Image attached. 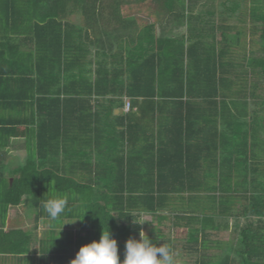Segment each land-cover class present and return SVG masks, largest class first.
Returning a JSON list of instances; mask_svg holds the SVG:
<instances>
[{
  "label": "trees",
  "instance_id": "1",
  "mask_svg": "<svg viewBox=\"0 0 264 264\" xmlns=\"http://www.w3.org/2000/svg\"><path fill=\"white\" fill-rule=\"evenodd\" d=\"M227 1L229 5L226 0L220 1V5L227 10L228 17L238 11L237 24L216 22L213 10L216 0H152L167 8L177 6L179 11L173 16L179 24L185 26V30L175 37L157 36L154 25L149 24L141 36L142 39L146 36L145 45L139 41L136 46L132 44L130 47L120 44L117 52L111 55V63L107 61V51L112 49L99 39L101 42L95 54L101 59L94 63L92 80L81 79L86 70H76L77 58H85L89 54L88 45L95 43L94 39L89 38L85 27L70 22V17L64 14L63 17L42 15L36 19L45 24H58L59 43L55 49V58L45 60L36 56L29 70L19 72L21 76L37 72L33 81L35 87L41 85L38 75H50L53 84L63 93L66 92L68 80L77 82L81 79L87 81L89 95L98 91H112L130 99L139 98L142 104L150 107V113L160 111L162 108L158 106L162 104H170L173 112L169 115H176L181 130L209 119L210 122L222 123L232 136L227 140L224 132L213 128L214 133L206 146L210 158L206 160L192 158L190 149L193 145L190 144L181 152V166L188 167L195 159L202 170L203 174L195 172V176L187 174L188 171L184 173V170L178 173L170 170L166 173L163 168L171 166L168 159L158 158L160 153L154 152L158 159H149L150 172L144 179L145 189L137 192L125 190L128 188V184L124 186L125 182L128 183L127 175L104 176L105 180L110 177L116 181L117 186L109 187L108 191L92 192L90 183L59 174L54 168L41 170L34 161L27 160L16 169L12 182L6 183L1 193V203L15 206L23 196L41 194L44 199L40 202L39 214L47 216L43 202L55 196H67L68 208L57 220H51L52 226L57 225L62 218L77 219L79 225L74 232L63 229L57 234L49 230L52 235L40 248L42 255L39 264H70L81 246L93 240L99 241L102 230H109L114 238L126 237L129 234L127 223L134 213L156 214L164 218L159 215L161 210L172 206L173 201L183 202L190 198L193 195L189 192L202 189L203 184L210 188L216 207L221 204L220 209L222 204H232L234 201V185L247 187L249 194L244 196L245 219L242 225L237 226V244L235 242L221 255L199 257L195 264H264V145L261 143L264 140L258 135V130L264 133V2L250 0L252 3L249 7L248 0H241L240 7L236 0ZM11 18L7 15L0 17V21L8 23ZM81 18L88 21L85 23L88 25L94 17L85 15ZM104 18L105 22L110 19L122 22L123 19L120 14ZM9 31H6L7 34H12V30ZM3 42L1 39L0 50L5 48ZM112 75L114 78L110 79ZM60 80H63L61 86ZM104 81L111 88L104 85L105 90H99ZM249 103L259 104L262 107L261 115H257L256 110L253 114L248 112ZM55 118L60 119L59 122L63 121V111L56 113ZM202 125L199 126V133L202 132ZM240 126L242 132H238V136H243L242 141L236 139L234 134ZM249 135L251 140L247 141ZM200 136V140H203L204 135ZM224 139L227 143L223 142ZM58 142L51 148L54 150V158L63 155V142ZM257 148L260 151L257 152ZM37 152L42 159V152ZM202 164H208V171L203 169ZM88 165L94 169L91 161H88ZM172 218L175 221L187 218L200 223V232L203 230V219L196 216L175 214ZM175 221L173 226L177 227ZM211 225L212 230L219 229L217 224ZM188 230L181 244L186 251L197 252L194 247L198 244L195 237L199 229L190 226ZM29 242L30 234L27 231L0 229L1 254L26 255ZM120 259L122 261L124 255H120Z\"/></svg>",
  "mask_w": 264,
  "mask_h": 264
},
{
  "label": "crops",
  "instance_id": "2",
  "mask_svg": "<svg viewBox=\"0 0 264 264\" xmlns=\"http://www.w3.org/2000/svg\"><path fill=\"white\" fill-rule=\"evenodd\" d=\"M220 1L224 0H216V3L220 5ZM222 8L216 5L213 9L216 22L229 23L228 12ZM178 11L177 6L167 8L153 3L152 0H0V17H12L8 23L0 21V40L3 39L6 44L0 50V200L6 183L12 182L16 169L30 159L41 170L54 168L59 174L90 183L92 192L108 191L109 187L117 186L118 183L110 177L109 180L103 179L109 175H127L128 183L125 182L124 186L128 184V188L125 190H144V179L150 172L148 161L153 158L168 159L171 166L163 168L166 173L170 170L175 173L184 170V173L188 171L187 174L194 176L197 175L195 172L203 174L195 159L192 160V165L181 166V152L190 144L193 145L190 149L192 158L209 159L210 151L206 146L214 133L213 128L224 132L227 140L232 137L229 129L225 130L222 123L207 119L206 122L199 121L197 125L191 124L186 130H181L176 115H169L173 112L170 104H162L158 106L162 108L160 111L150 113V107L142 104L139 98L130 99L124 94L112 91H98L89 95L87 81L81 80H92L94 77V63L101 59L95 54L101 42L99 39L111 47L112 50L107 51V61L111 63V55L117 52L120 44L130 47L139 41L145 45L146 36L143 37L144 40L141 36L149 24L154 25L157 36L175 37L183 32L185 26L179 24L173 16ZM63 14L70 17V22L85 27L89 38L95 41L91 45L88 43L89 54L85 58H77L76 70H86L84 78L77 82L68 80L64 93L59 92L50 75H38L41 85L35 87L33 81L37 72L25 76L19 74L20 71L29 70L36 56L45 60L55 58V49L59 43L58 24H45L36 19L42 15L63 17ZM115 14H120L122 22L117 19L105 22L104 17ZM158 14L165 18H159ZM85 15L94 17L90 20V25H85L88 21L81 18ZM7 30H12V34H7ZM37 47L43 51L39 52ZM112 78L113 75L110 76ZM61 84L63 85V80H60V86ZM104 85L111 88L104 81L99 90H105ZM125 102L129 103L127 109ZM59 106L60 112L63 111V121L60 122V119L55 118V114L60 113ZM261 108L259 104L247 105L251 114L256 110V114L261 115ZM201 125L203 129L199 133ZM183 126L185 128L186 125ZM238 132H242V126L234 132L235 138L242 141L243 136H238ZM200 135H204L203 140H200ZM258 135L264 140L263 132L258 130ZM249 140L251 135L247 136V141ZM58 141L63 142V155L54 158L52 149ZM223 142L227 143L225 139ZM261 143L264 145V141ZM39 150L42 152V159L37 152ZM154 152L160 153V156L157 158V153L154 155ZM88 161L92 162L94 169L88 165ZM202 165L208 171V164ZM210 168L212 169V165ZM233 187L234 201L232 204H222V209L221 204L216 207L210 188L203 184L202 189L189 192L193 195L190 198L183 202L173 201L172 206L161 210L159 215L164 218L156 214L134 213L127 223L129 234L115 238L118 255H124L125 242L128 239H140L141 231L157 247L170 248L173 255L177 254L186 261L184 264H195L202 256L208 258L221 255L232 246L228 242L232 237L237 244V226L242 225L245 219L243 209L246 207L244 196L249 194L247 187ZM43 199L41 194L23 196L15 206H5L0 201V229H21L30 234L28 254L18 256L0 253V264H39V257L42 255L40 248H43L44 241L50 240L52 235L49 230L57 234L63 230V225L58 223L52 226L49 217L39 214ZM30 207L35 211H28ZM227 208L230 209L228 213ZM175 214L193 215L203 219L202 232L200 223L187 218L175 221L172 218ZM134 219L144 222L137 224ZM67 220L64 219L63 223ZM174 221L177 227L173 226ZM212 223L218 225L217 231L211 229ZM188 226L199 229L195 237L198 244L194 247L197 252L186 251L181 244L187 237ZM75 230L77 229H72L73 232ZM201 249L204 251L201 252Z\"/></svg>",
  "mask_w": 264,
  "mask_h": 264
},
{
  "label": "clouds",
  "instance_id": "3",
  "mask_svg": "<svg viewBox=\"0 0 264 264\" xmlns=\"http://www.w3.org/2000/svg\"><path fill=\"white\" fill-rule=\"evenodd\" d=\"M68 205L69 198L63 195L43 202L44 211L53 221L65 212ZM143 222L134 219V223ZM70 264H175V260L170 248L157 247L141 231L139 240L130 238L125 242L124 259L121 261L116 239L112 238L109 230H102L99 241L93 240L81 246Z\"/></svg>",
  "mask_w": 264,
  "mask_h": 264
},
{
  "label": "rangeland",
  "instance_id": "4",
  "mask_svg": "<svg viewBox=\"0 0 264 264\" xmlns=\"http://www.w3.org/2000/svg\"><path fill=\"white\" fill-rule=\"evenodd\" d=\"M219 1V0H218ZM236 2L239 4V6L241 7L242 6V1L241 0H236ZM264 2V0H261V3H263ZM248 5H249V7H250V5H251V1L250 0H248ZM255 4H256V1L254 2ZM226 4L227 5H229L230 4V2L229 1H227L226 0ZM216 5L218 6V8H220L221 7V5H219V3L217 2L216 3ZM248 7V8H249ZM222 8V7H221ZM162 11L163 10H161L160 12L162 13ZM248 11H250V9H248ZM163 14V13H162ZM162 14H158L159 15V18H162L163 17V15ZM237 15H239L238 14V11H235L234 13H233V16H230V17H227L228 18V22L229 23H234V24H237L238 23V21H237ZM152 16V15H151ZM163 18H165V17H163ZM28 211H35L34 210V208H32V207H30L29 209H28ZM59 223L61 224V225H63V229H67V230H72V229H78V227H79V225H78V220L77 219H73V220H67V221H65L64 223H63V219L62 220H60L59 221ZM29 224H31L30 222H29ZM59 224V225H60ZM234 236V235H233ZM228 242H230V244L231 245H233L234 244V237H232L231 239H230V241H228ZM35 247V246H34ZM175 255V258H174V260H175V264H184L186 261H183L182 259H181V257L180 256H177V254H174ZM189 263V262H188ZM188 263H186V264H188Z\"/></svg>",
  "mask_w": 264,
  "mask_h": 264
},
{
  "label": "built area",
  "instance_id": "5",
  "mask_svg": "<svg viewBox=\"0 0 264 264\" xmlns=\"http://www.w3.org/2000/svg\"><path fill=\"white\" fill-rule=\"evenodd\" d=\"M128 105H129L128 102H125V107H126V109H127Z\"/></svg>",
  "mask_w": 264,
  "mask_h": 264
}]
</instances>
